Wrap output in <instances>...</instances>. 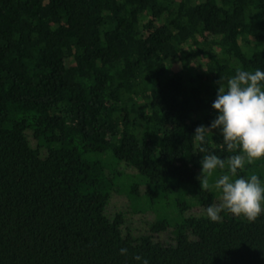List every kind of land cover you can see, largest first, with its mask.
Wrapping results in <instances>:
<instances>
[{
  "label": "trees",
  "instance_id": "1",
  "mask_svg": "<svg viewBox=\"0 0 264 264\" xmlns=\"http://www.w3.org/2000/svg\"><path fill=\"white\" fill-rule=\"evenodd\" d=\"M257 68L264 0H0V264H264V215H206L200 161L237 153L194 134Z\"/></svg>",
  "mask_w": 264,
  "mask_h": 264
},
{
  "label": "clouds",
  "instance_id": "2",
  "mask_svg": "<svg viewBox=\"0 0 264 264\" xmlns=\"http://www.w3.org/2000/svg\"><path fill=\"white\" fill-rule=\"evenodd\" d=\"M212 108L217 110L216 118L209 126L197 127L195 139L203 145L208 130H219L227 151L237 154L227 161L209 154L200 161L201 188L215 190L221 201L207 207V218L222 222L221 213L227 212L255 222L264 215V178L256 174L241 176L239 172L247 164L264 159V70L237 69L227 80V88L219 87ZM214 176V183L210 185L209 178ZM127 251L121 248L120 254L126 255ZM135 259L149 264L139 255Z\"/></svg>",
  "mask_w": 264,
  "mask_h": 264
},
{
  "label": "rangeland",
  "instance_id": "3",
  "mask_svg": "<svg viewBox=\"0 0 264 264\" xmlns=\"http://www.w3.org/2000/svg\"><path fill=\"white\" fill-rule=\"evenodd\" d=\"M124 205H125V199L119 198V199L115 200L112 207H114V208L121 207L123 209H126L124 207ZM154 218H155L154 214H146V215H134V214H132V215L128 216V219L130 221V225L133 226V229H135L137 231L144 230L147 226V222L154 220ZM168 237H169L168 234H164L162 236V238H168Z\"/></svg>",
  "mask_w": 264,
  "mask_h": 264
}]
</instances>
